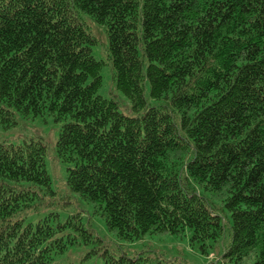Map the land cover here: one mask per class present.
Here are the masks:
<instances>
[{"label":"trees","instance_id":"1","mask_svg":"<svg viewBox=\"0 0 264 264\" xmlns=\"http://www.w3.org/2000/svg\"><path fill=\"white\" fill-rule=\"evenodd\" d=\"M83 14L106 27L134 115L99 94L103 62ZM15 112L61 123L68 188L119 240L190 232L208 253L226 220L224 258L264 264V0H0V123L15 124ZM46 154L41 141L0 142V264H54L68 227L87 232L77 215L58 227L19 217L52 193Z\"/></svg>","mask_w":264,"mask_h":264},{"label":"rangeland","instance_id":"2","mask_svg":"<svg viewBox=\"0 0 264 264\" xmlns=\"http://www.w3.org/2000/svg\"><path fill=\"white\" fill-rule=\"evenodd\" d=\"M82 17L88 30L96 39V43L91 46L92 54L97 60L103 62L102 85L99 94L116 100L121 112L134 115L130 100L117 88L114 80L106 27L98 24L88 15L83 14ZM144 94L148 105L160 103L151 97V87L148 82L145 85ZM15 122L11 126H4L0 123V142L15 145L33 140L43 142L47 147L46 169L51 178L52 190V193L44 192L35 201L36 207L23 211L19 217L24 219V224L34 225L50 217L51 224L58 227L59 223H67L70 217L77 215L81 217L87 229V232H84L77 229L74 224L65 230L64 238L68 246L63 252L55 254L54 264H105L103 252L106 249L116 256L123 253L129 257L141 255L148 258L150 264H157L159 260L164 259H176L181 264H237L224 258V253L232 239V229L226 220L223 237L208 248V253H203L198 245L191 244L190 232H187L184 237L166 235L148 236L137 242L119 240L108 232L103 219L90 214V204L68 188L67 178L70 165L62 162L56 152L61 123H56L54 118L48 114L24 117L18 112H15ZM205 196L218 208V213L226 219V212L222 210L220 201L211 194L205 193ZM51 214L58 215V218H54ZM72 221L75 223L77 219L73 218ZM59 235L61 236L62 233ZM75 236H77V242L73 244L69 239ZM95 249L97 252L94 251Z\"/></svg>","mask_w":264,"mask_h":264}]
</instances>
